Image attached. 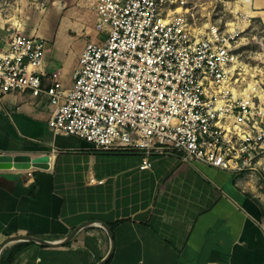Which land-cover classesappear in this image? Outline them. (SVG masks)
<instances>
[{
    "label": "crops",
    "instance_id": "0c3cea01",
    "mask_svg": "<svg viewBox=\"0 0 264 264\" xmlns=\"http://www.w3.org/2000/svg\"><path fill=\"white\" fill-rule=\"evenodd\" d=\"M264 27V0H251ZM44 70L71 87L83 50L98 42L89 0L43 9ZM44 22V23H45ZM10 29V28H7ZM0 25V45L6 34ZM22 33V32H21ZM43 79V85H47ZM47 95L0 101V154L49 155V168L0 169V264H264V171L230 173L184 163L176 152L102 151L49 126ZM93 180V181H92ZM82 227L63 246L57 244ZM41 240V241H40Z\"/></svg>",
    "mask_w": 264,
    "mask_h": 264
},
{
    "label": "built area",
    "instance_id": "2783aa9c",
    "mask_svg": "<svg viewBox=\"0 0 264 264\" xmlns=\"http://www.w3.org/2000/svg\"><path fill=\"white\" fill-rule=\"evenodd\" d=\"M239 1L250 11L251 0ZM175 2L89 0L100 40L83 50L71 87L45 72L44 39L7 29L0 101L47 95L56 134L144 151L142 170L151 153L176 152L187 164L264 171V79L237 53L253 17L237 9L232 23L197 25Z\"/></svg>",
    "mask_w": 264,
    "mask_h": 264
},
{
    "label": "rangeland",
    "instance_id": "374dc122",
    "mask_svg": "<svg viewBox=\"0 0 264 264\" xmlns=\"http://www.w3.org/2000/svg\"><path fill=\"white\" fill-rule=\"evenodd\" d=\"M50 3L51 0H0V25L25 35L35 29L44 31L47 20L42 23V12ZM176 7H184L183 13L197 25L232 23L237 9L251 16L239 0H176L173 8ZM251 20V27L238 42L237 53L264 79V27L258 18Z\"/></svg>",
    "mask_w": 264,
    "mask_h": 264
},
{
    "label": "water",
    "instance_id": "95a60500",
    "mask_svg": "<svg viewBox=\"0 0 264 264\" xmlns=\"http://www.w3.org/2000/svg\"><path fill=\"white\" fill-rule=\"evenodd\" d=\"M49 155H44L38 158H32L28 155H16V156H12L10 154H0V169H9V168H16V169H30V168H37V169H43L46 170L49 168ZM103 226L106 228V230L108 231L110 238H111V249L110 252L108 254V256L106 258H104L103 260H101L100 262H98L97 264H107V262L109 261V259L111 258L114 249H115V242L113 240V235H112V231L111 229L106 225L103 224ZM84 226H81L80 228L75 229L71 235L69 236V238H67L65 241L57 243V244H52V243H48V242H44L41 241L40 243L46 245V246H63L67 243H69L74 236L78 233V231ZM21 239H27L29 241H36L39 242L37 240H32V238H20V237H13V238H8L7 240H5L1 245H0V251L1 249L11 243V242H15V241H19Z\"/></svg>",
    "mask_w": 264,
    "mask_h": 264
},
{
    "label": "trees",
    "instance_id": "16d2710c",
    "mask_svg": "<svg viewBox=\"0 0 264 264\" xmlns=\"http://www.w3.org/2000/svg\"><path fill=\"white\" fill-rule=\"evenodd\" d=\"M4 256V255H3ZM3 256H2V258H1V264H2V261H3ZM110 260V259H109ZM107 264H109V261L107 262Z\"/></svg>",
    "mask_w": 264,
    "mask_h": 264
}]
</instances>
